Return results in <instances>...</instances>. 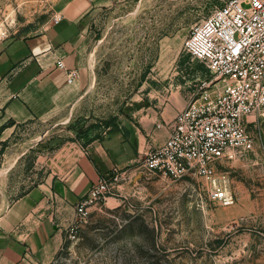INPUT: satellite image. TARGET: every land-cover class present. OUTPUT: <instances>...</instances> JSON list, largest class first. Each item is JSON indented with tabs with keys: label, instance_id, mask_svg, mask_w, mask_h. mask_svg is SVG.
Returning <instances> with one entry per match:
<instances>
[{
	"label": "rangeland",
	"instance_id": "374dc122",
	"mask_svg": "<svg viewBox=\"0 0 264 264\" xmlns=\"http://www.w3.org/2000/svg\"><path fill=\"white\" fill-rule=\"evenodd\" d=\"M60 1L0 0V52L50 26ZM226 1H108L82 45L81 99L59 128L15 136L0 162V171L14 166L0 181V216L39 180L34 168L45 161L39 140L48 142L58 129L63 138H75L137 101L162 106L172 94L177 103L180 94L189 101L211 74L185 52V39ZM248 131L254 151L217 166L229 177L233 206L212 202L203 178L174 182L140 164L123 171L111 194L91 208L79 239L67 241L56 264H264V127L249 123Z\"/></svg>",
	"mask_w": 264,
	"mask_h": 264
},
{
	"label": "crops",
	"instance_id": "0c3cea01",
	"mask_svg": "<svg viewBox=\"0 0 264 264\" xmlns=\"http://www.w3.org/2000/svg\"><path fill=\"white\" fill-rule=\"evenodd\" d=\"M108 1L61 0L56 5L60 23L0 52V162L8 158L15 136L29 128H59L81 99L82 45ZM61 59L66 69L58 68ZM72 70L78 77L69 83ZM173 97L162 106L129 104L127 112L79 130L72 139L58 129L48 142L39 140V157L45 159L34 168L39 180L24 187L0 216V264H56L76 220L75 208L92 186L116 170L139 167L169 138L177 114L190 101L180 94L177 103ZM13 167L1 169L0 181Z\"/></svg>",
	"mask_w": 264,
	"mask_h": 264
},
{
	"label": "built area",
	"instance_id": "2783aa9c",
	"mask_svg": "<svg viewBox=\"0 0 264 264\" xmlns=\"http://www.w3.org/2000/svg\"><path fill=\"white\" fill-rule=\"evenodd\" d=\"M53 20L58 24L63 16L56 14ZM184 50L209 70L211 79L200 81L187 107L177 114L169 138L151 149L142 165L174 182L203 178L210 200L230 207L236 196L228 175L217 166L254 151L249 123L264 127V0L226 1L191 27ZM57 66L66 69L62 59ZM68 76L73 83L78 73L68 71ZM122 177L116 170L92 186L75 208L69 241L79 239L91 208L106 199Z\"/></svg>",
	"mask_w": 264,
	"mask_h": 264
},
{
	"label": "trees",
	"instance_id": "16d2710c",
	"mask_svg": "<svg viewBox=\"0 0 264 264\" xmlns=\"http://www.w3.org/2000/svg\"><path fill=\"white\" fill-rule=\"evenodd\" d=\"M109 125H110V122L107 124V126H109ZM60 254H61V253H60ZM60 254H59V255H60Z\"/></svg>",
	"mask_w": 264,
	"mask_h": 264
}]
</instances>
